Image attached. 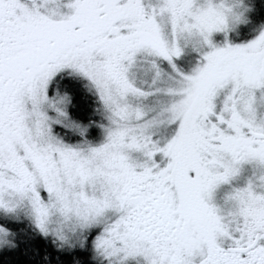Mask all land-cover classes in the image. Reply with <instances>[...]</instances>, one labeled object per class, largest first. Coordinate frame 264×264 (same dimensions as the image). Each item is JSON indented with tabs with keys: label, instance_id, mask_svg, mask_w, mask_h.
Listing matches in <instances>:
<instances>
[{
	"label": "snow or ice",
	"instance_id": "obj_1",
	"mask_svg": "<svg viewBox=\"0 0 264 264\" xmlns=\"http://www.w3.org/2000/svg\"><path fill=\"white\" fill-rule=\"evenodd\" d=\"M0 264H264V0H0Z\"/></svg>",
	"mask_w": 264,
	"mask_h": 264
}]
</instances>
